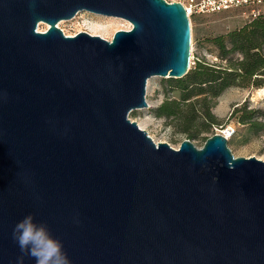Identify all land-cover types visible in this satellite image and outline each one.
Segmentation results:
<instances>
[{
	"label": "water",
	"instance_id": "water-1",
	"mask_svg": "<svg viewBox=\"0 0 264 264\" xmlns=\"http://www.w3.org/2000/svg\"><path fill=\"white\" fill-rule=\"evenodd\" d=\"M85 12L132 29L58 27ZM191 55L181 3L0 0V264H18L29 214L71 264H264V161L221 134L174 149L130 119L149 80L185 78Z\"/></svg>",
	"mask_w": 264,
	"mask_h": 264
},
{
	"label": "rangeland",
	"instance_id": "rangeland-1",
	"mask_svg": "<svg viewBox=\"0 0 264 264\" xmlns=\"http://www.w3.org/2000/svg\"><path fill=\"white\" fill-rule=\"evenodd\" d=\"M169 3L187 2L188 0H166ZM246 10H233L214 15H194L191 23L192 63L191 70L197 67L199 62L216 66L221 64L216 47L211 39L226 35L230 32L245 27L252 21V17ZM95 25L100 28L94 36H101L112 40L115 33L120 30H131L132 25L122 19L98 16L83 13L71 21H62L58 27L68 36H75L80 32H88ZM49 25L41 23L39 31L44 32ZM91 34V33H90ZM92 35V34H91ZM186 78V77H185ZM183 78V79H185ZM172 78L153 77L147 87V102L149 108L137 110L131 113L130 119L138 123L141 129L153 138L156 143H168L174 149H179L184 140H189L184 134L177 133L169 126L168 119L158 117L156 110L168 98H179L178 91L171 90ZM259 91V92H258ZM264 87H240L227 88L220 97L211 103V112L215 116V124L206 125L199 136L191 141L196 147L202 148L208 138L221 134L226 128L231 127L235 134L229 137L228 147L235 158L255 157L264 161V132L255 133L250 125L242 124L241 117L246 111H264ZM237 110H240L236 113ZM264 121L257 116L255 120ZM203 118L201 117V121Z\"/></svg>",
	"mask_w": 264,
	"mask_h": 264
},
{
	"label": "trees",
	"instance_id": "trees-1",
	"mask_svg": "<svg viewBox=\"0 0 264 264\" xmlns=\"http://www.w3.org/2000/svg\"><path fill=\"white\" fill-rule=\"evenodd\" d=\"M210 42L216 47L221 64L199 62L185 79L170 81L171 90L180 96L168 98L156 110L158 117L170 120L169 126L189 140L197 138L206 125L215 124L211 103L227 88L264 87V14ZM257 116L264 119V111L245 110L241 123L250 125L255 133L264 132V121L255 120Z\"/></svg>",
	"mask_w": 264,
	"mask_h": 264
},
{
	"label": "clouds",
	"instance_id": "clouds-1",
	"mask_svg": "<svg viewBox=\"0 0 264 264\" xmlns=\"http://www.w3.org/2000/svg\"><path fill=\"white\" fill-rule=\"evenodd\" d=\"M12 237L22 254L18 264H23L25 256L33 258L35 264H71L63 243L31 214L15 224Z\"/></svg>",
	"mask_w": 264,
	"mask_h": 264
},
{
	"label": "built area",
	"instance_id": "built-area-1",
	"mask_svg": "<svg viewBox=\"0 0 264 264\" xmlns=\"http://www.w3.org/2000/svg\"><path fill=\"white\" fill-rule=\"evenodd\" d=\"M179 3L185 7L190 19L194 15H214L233 10H246L253 19L264 14V0H188ZM228 129L231 130V136L235 134V130L228 127L221 132V135L224 136V132Z\"/></svg>",
	"mask_w": 264,
	"mask_h": 264
},
{
	"label": "bare ground",
	"instance_id": "bare-ground-1",
	"mask_svg": "<svg viewBox=\"0 0 264 264\" xmlns=\"http://www.w3.org/2000/svg\"><path fill=\"white\" fill-rule=\"evenodd\" d=\"M98 28H100V26L95 25V26H93V27L91 28V30H90L89 32L93 35V34L95 33V31H97ZM258 92H259V91H258ZM263 95H264V94H263ZM224 136H226L228 139H229V137L232 138V136H231V130H230V129L226 130V131L224 132Z\"/></svg>",
	"mask_w": 264,
	"mask_h": 264
}]
</instances>
